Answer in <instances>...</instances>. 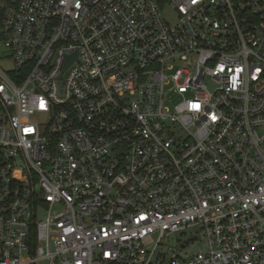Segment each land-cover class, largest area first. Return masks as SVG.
<instances>
[{
  "label": "built area",
  "instance_id": "1",
  "mask_svg": "<svg viewBox=\"0 0 264 264\" xmlns=\"http://www.w3.org/2000/svg\"><path fill=\"white\" fill-rule=\"evenodd\" d=\"M0 48V264H264V0H0Z\"/></svg>",
  "mask_w": 264,
  "mask_h": 264
},
{
  "label": "rangeland",
  "instance_id": "2",
  "mask_svg": "<svg viewBox=\"0 0 264 264\" xmlns=\"http://www.w3.org/2000/svg\"><path fill=\"white\" fill-rule=\"evenodd\" d=\"M162 15L163 17L168 21H174L176 18V12L170 8L168 5L162 6ZM2 56V57H1ZM11 67V62L4 57L3 49L0 48V68L2 70H7ZM173 100V99H172ZM199 231L198 227H192L186 230L187 234H173L171 235V238L166 242L164 246H162V249L167 248L168 246H171L173 248H180L187 240L190 238V232L196 233ZM192 238H195L192 242H189L184 248L183 251L186 253H191L193 251L199 250L200 248H205L204 244L202 243V234L199 232L197 236L195 234L191 235ZM197 237V238H196ZM48 262L42 261L40 264H47Z\"/></svg>",
  "mask_w": 264,
  "mask_h": 264
},
{
  "label": "water",
  "instance_id": "3",
  "mask_svg": "<svg viewBox=\"0 0 264 264\" xmlns=\"http://www.w3.org/2000/svg\"><path fill=\"white\" fill-rule=\"evenodd\" d=\"M72 58H73V57H69L68 63H70V62L72 61Z\"/></svg>",
  "mask_w": 264,
  "mask_h": 264
}]
</instances>
